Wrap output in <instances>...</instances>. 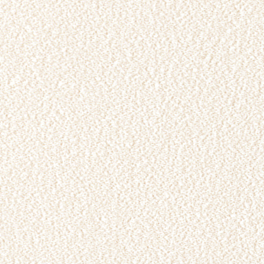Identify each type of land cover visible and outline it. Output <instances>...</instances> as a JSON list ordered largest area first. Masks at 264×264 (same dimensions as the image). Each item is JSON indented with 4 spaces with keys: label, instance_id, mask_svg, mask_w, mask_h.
<instances>
[{
    "label": "snow or ice",
    "instance_id": "6c2138e0",
    "mask_svg": "<svg viewBox=\"0 0 264 264\" xmlns=\"http://www.w3.org/2000/svg\"><path fill=\"white\" fill-rule=\"evenodd\" d=\"M0 264H264V0H0Z\"/></svg>",
    "mask_w": 264,
    "mask_h": 264
}]
</instances>
